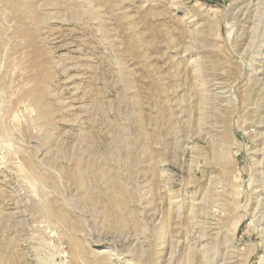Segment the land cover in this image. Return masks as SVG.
I'll use <instances>...</instances> for the list:
<instances>
[{
    "label": "rangeland",
    "instance_id": "374dc122",
    "mask_svg": "<svg viewBox=\"0 0 264 264\" xmlns=\"http://www.w3.org/2000/svg\"><path fill=\"white\" fill-rule=\"evenodd\" d=\"M0 264H264V0H0Z\"/></svg>",
    "mask_w": 264,
    "mask_h": 264
}]
</instances>
